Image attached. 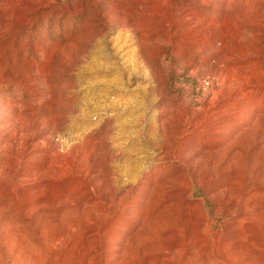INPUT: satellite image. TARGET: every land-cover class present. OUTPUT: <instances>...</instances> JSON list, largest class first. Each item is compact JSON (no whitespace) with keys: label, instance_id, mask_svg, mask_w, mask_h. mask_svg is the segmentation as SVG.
I'll return each mask as SVG.
<instances>
[{"label":"rangeland","instance_id":"1","mask_svg":"<svg viewBox=\"0 0 264 264\" xmlns=\"http://www.w3.org/2000/svg\"><path fill=\"white\" fill-rule=\"evenodd\" d=\"M263 214L264 0H0V264H264Z\"/></svg>","mask_w":264,"mask_h":264},{"label":"bare ground","instance_id":"2","mask_svg":"<svg viewBox=\"0 0 264 264\" xmlns=\"http://www.w3.org/2000/svg\"><path fill=\"white\" fill-rule=\"evenodd\" d=\"M250 7H251V6H250ZM229 165H231V164H229ZM226 169H227V168H226ZM225 172H226V170H225ZM243 174H244V173H243ZM246 174H247V173H246ZM233 178H234V177H233ZM243 178H244V177H243ZM239 179H240V178H239ZM189 180H190V179H189ZM231 180H232V179H231ZM243 180H244V179H243ZM241 181H242V180H241ZM230 183H231V182H230ZM237 185H238V184H237ZM242 185H243V184H242ZM229 190H230V189H229ZM249 193H250V192H249ZM249 193H248V194H249ZM256 195H257V194H256ZM261 195H262V194H261ZM252 196H254V195H252ZM239 198H240V197H239ZM245 198H246V197H245ZM251 198H252V197H251ZM248 200H249V199H248ZM243 202H244V201H243ZM189 206H190V205H189ZM199 206H200V205H199ZM199 206H198V207H199ZM187 207H188V206H187ZM201 207H202V206H201ZM188 208H189V207H188ZM200 209H201V208H200ZM184 210H185V209H184ZM186 210H187V209H186ZM188 210H190V209H188ZM188 210H187V211H188ZM201 212H202V211H201ZM202 213H203V212H202ZM202 213H201V214H202ZM186 214H187V213H186ZM187 215H188V214H187ZM187 215H186V216H187ZM203 215H204V213H203ZM263 215H264V214H263ZM202 217H203V216H202ZM186 220H188V219H186ZM191 221H192V220H191ZM193 221H194V220H193ZM182 222H183V221H182ZM185 222H186V221H185ZM186 223H187V222H186ZM197 223H198V222H197ZM199 224H200V223H199ZM188 227H189V226H188ZM183 230H184V229H183ZM208 230H209V229H208ZM197 231H198V230H197ZM194 232H195V231H194ZM203 232H204V233H207V228H204V229L202 230V233H203ZM179 234H180V233H179ZM195 234H197V233H195ZM199 234H200V233H199ZM190 235H192V234H190ZM197 236H198V235H197ZM178 237H179V236H178ZM194 237H195V236H194ZM167 238L170 239V237H167ZM173 238H174V237H173ZM197 238H198V237H197ZM190 239H191V238H190ZM195 239H196V238H195ZM191 240H192V239H191ZM173 241H174V240H173ZM149 242H150V241H149ZM190 242H191V241H190ZM163 243H164V242H163ZM187 244H188V243H187ZM185 245H186V244H185ZM173 247H174V246H173ZM202 247H204V246H202ZM170 248H171V247H170ZM163 249H164V248H163ZM160 252H161V251H160ZM165 252H166V251H165ZM166 254H167V253H166ZM148 255H149V254H148ZM196 255H197V254H196ZM149 256H150V255H149ZM144 258H146V255H145ZM144 258H143V259H144ZM147 258H148V257H147ZM188 258H190V257H188ZM188 258H186V259L188 260ZM159 259H160V258H159ZM194 259H195V258H194ZM154 260H155V259H154ZM165 260H167V259H165ZM183 260H184V259H183ZM159 261H160V260H159ZM188 261H189V260H188ZM141 262H142V261H141ZM182 262H183V261H182ZM142 263H143V262H142ZM142 263H141V264H142ZM155 264H156V263H155Z\"/></svg>","mask_w":264,"mask_h":264}]
</instances>
